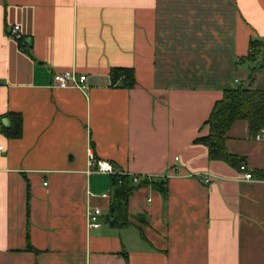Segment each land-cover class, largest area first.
I'll return each instance as SVG.
<instances>
[{
  "label": "crops",
  "instance_id": "crops-1",
  "mask_svg": "<svg viewBox=\"0 0 264 264\" xmlns=\"http://www.w3.org/2000/svg\"><path fill=\"white\" fill-rule=\"evenodd\" d=\"M257 38L264 0H0V264H264V141L244 120L226 134L250 180L194 142L224 90H264V67L241 60ZM71 70L84 89L52 84ZM98 160L165 194L137 188L111 226Z\"/></svg>",
  "mask_w": 264,
  "mask_h": 264
},
{
  "label": "trees",
  "instance_id": "trees-1",
  "mask_svg": "<svg viewBox=\"0 0 264 264\" xmlns=\"http://www.w3.org/2000/svg\"><path fill=\"white\" fill-rule=\"evenodd\" d=\"M241 60L254 62L255 67H264V41L250 39L248 51ZM110 79L115 85L121 82L122 86L132 87L135 84L131 69L112 68ZM11 122L8 127L2 126V132L9 138H17L21 134V120L17 115H10ZM244 120L248 124L250 134L254 135L264 129V90H253L246 84L240 83L234 88L223 91L222 98L216 101L204 122L208 126V133L195 139V143L204 145L210 160L223 161L230 166L239 168L242 159L230 153L225 145L226 134L232 124ZM152 186L165 194V185L162 181L140 177L137 184L129 174H113L111 177V199L107 222L117 228L128 225L127 199L134 190L144 186Z\"/></svg>",
  "mask_w": 264,
  "mask_h": 264
},
{
  "label": "built area",
  "instance_id": "built-area-1",
  "mask_svg": "<svg viewBox=\"0 0 264 264\" xmlns=\"http://www.w3.org/2000/svg\"><path fill=\"white\" fill-rule=\"evenodd\" d=\"M8 36L11 39H20L21 33H20V27L19 25H13L8 29ZM86 76L84 74H77L74 70L71 71H65V72H57L53 74L52 77V84L61 87V88H68V87H76L79 89H84L86 87L85 85ZM254 138L256 140H262L264 141V129L258 131L254 134ZM1 149V147H0ZM89 164L93 165V157L89 153ZM96 163V172L98 173H105V174H120L125 175L127 173H116L114 171L113 165L107 161V160H98ZM239 172L241 173V177L246 180H250L253 178V175L251 172L247 170V167L245 164H241L239 166ZM133 178V183L137 184L140 180V177L135 175H130ZM205 182H208L211 180V177L209 175H206L204 178ZM101 214V210L97 207L90 208L87 212V222L88 227L90 229H96L100 226L99 222V216Z\"/></svg>",
  "mask_w": 264,
  "mask_h": 264
},
{
  "label": "rangeland",
  "instance_id": "rangeland-1",
  "mask_svg": "<svg viewBox=\"0 0 264 264\" xmlns=\"http://www.w3.org/2000/svg\"><path fill=\"white\" fill-rule=\"evenodd\" d=\"M258 39V38H257ZM264 39V38H263Z\"/></svg>",
  "mask_w": 264,
  "mask_h": 264
}]
</instances>
